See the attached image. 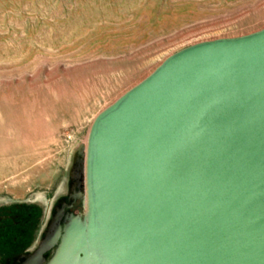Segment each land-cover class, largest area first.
I'll return each instance as SVG.
<instances>
[{"label":"water","instance_id":"water-1","mask_svg":"<svg viewBox=\"0 0 264 264\" xmlns=\"http://www.w3.org/2000/svg\"><path fill=\"white\" fill-rule=\"evenodd\" d=\"M85 184L47 264H264V29L173 54L98 114Z\"/></svg>","mask_w":264,"mask_h":264},{"label":"rangeland","instance_id":"rangeland-1","mask_svg":"<svg viewBox=\"0 0 264 264\" xmlns=\"http://www.w3.org/2000/svg\"><path fill=\"white\" fill-rule=\"evenodd\" d=\"M263 29L264 0H0V264H44L85 223L98 114L173 54Z\"/></svg>","mask_w":264,"mask_h":264},{"label":"flooded vegetation","instance_id":"flooded-vegetation-1","mask_svg":"<svg viewBox=\"0 0 264 264\" xmlns=\"http://www.w3.org/2000/svg\"><path fill=\"white\" fill-rule=\"evenodd\" d=\"M52 256H53V255H52ZM52 256H51V257H52ZM50 259H51V258H50ZM50 259H49V260H50ZM49 260H48V261H49ZM48 261H47L46 263H48ZM32 263H33V262H32ZM46 263H44V264H46Z\"/></svg>","mask_w":264,"mask_h":264}]
</instances>
